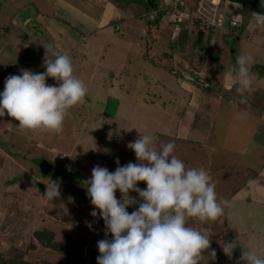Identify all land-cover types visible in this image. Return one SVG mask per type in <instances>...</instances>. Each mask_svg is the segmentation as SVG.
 Wrapping results in <instances>:
<instances>
[{"label":"crops","instance_id":"obj_1","mask_svg":"<svg viewBox=\"0 0 264 264\" xmlns=\"http://www.w3.org/2000/svg\"><path fill=\"white\" fill-rule=\"evenodd\" d=\"M127 1L130 3L123 0H0V37L11 41L14 52L22 55L23 68L42 73L46 70V56L54 58L56 54H67L77 78H87L91 84L115 94L121 104L122 100H126L131 106L138 105L142 110L153 109L157 114L164 113L161 126L148 134L161 136L159 142L164 144V139L174 143L177 140L176 143L180 144L175 147L173 155L181 159L186 168H202L201 165L205 166L207 162L213 168L209 175L215 184L217 198L221 195L228 198L234 196L233 201L238 206L235 214L233 210L227 212V217L230 213L234 217L227 220L226 235L220 238L222 245H217L222 246L223 252V246L228 244L233 247V253L231 257L223 253L218 256L220 264H238L244 248L255 250L257 254L258 245L263 249L261 256H264V130H261L264 128V96L258 94V89H264V27L255 26L252 15L246 26L242 25L236 30L235 37L228 36L226 39L234 47L232 51L225 41H217L223 35L220 31L215 32L217 35L211 41H217L223 47H218L214 54L215 46L208 53L201 47L193 48L194 62L189 60L190 65L196 63L198 69L210 72L211 82L219 80L225 85V88L222 86L225 89L223 94L216 95L212 88H208L211 82L206 80L205 85L201 84L198 74H190L193 76L191 81L181 82L171 73L165 74L158 63V54L155 57L158 65L148 61L147 54L153 50H150L148 42L150 32L146 31V36L145 29L153 24V13L159 15L160 19L166 7L153 8L146 0L142 1V5L139 4L140 0ZM230 5L235 6L238 14L243 13L240 4L231 2L227 9ZM226 16L238 19L233 12ZM28 23L32 24V28L26 26ZM155 43L159 45L157 41ZM241 54L251 55L254 60L250 66L253 80L250 90H258V95L252 105L245 99L241 102V95L236 90L238 76L233 68L237 56ZM232 55L236 56L235 60ZM218 61L222 62L220 71L217 70ZM137 71L140 75L134 74ZM144 72L149 77H144ZM155 77L158 78L156 82ZM46 83L58 84L54 78H47ZM152 87L165 90L159 92ZM175 88L180 90V95L175 94ZM154 91L158 92L155 94ZM143 97L146 100H142ZM157 100L161 103L158 104ZM166 103L172 104L168 105L170 112L163 106ZM219 105L226 106L224 116L217 110ZM256 109L260 111L256 113ZM233 119L238 122L231 128ZM218 120L224 124V130L216 128ZM255 121L260 122L257 128ZM174 123L178 130L171 134L166 127ZM210 126L214 129H207ZM249 126L251 130L248 132ZM208 142L212 144L210 148L206 145ZM203 149L213 150V159L202 160L199 154ZM84 192L82 198L87 199ZM246 205L258 208L243 212L251 214L249 219L252 218V223H259L261 233L246 227L251 224L241 223L240 207ZM29 207L32 210H46L47 206L39 203L38 207ZM101 221L98 218V222ZM259 234L262 237H257ZM239 264H246V261H239Z\"/></svg>","mask_w":264,"mask_h":264},{"label":"rangeland","instance_id":"obj_2","mask_svg":"<svg viewBox=\"0 0 264 264\" xmlns=\"http://www.w3.org/2000/svg\"><path fill=\"white\" fill-rule=\"evenodd\" d=\"M123 1L130 3L127 0ZM140 1L139 4L142 5V0ZM185 1L189 5L187 9L180 4L167 7L168 4L165 2H170L169 0H159V6L165 5L167 8L166 17L162 18L164 16L162 15L157 23H153L147 30L145 29V34L148 30L150 32L148 42L150 50H153L147 54V57L149 62L158 65L155 59L158 54V58H160L158 63L164 69L165 74L171 73L181 82L191 81L193 76L190 74L196 73L201 84L205 85L206 82H211L212 75L209 74L210 72L205 73L203 69H198L196 63L190 65L189 60L194 62L193 48L201 47L208 53L211 47L215 46L212 51L214 54L218 47H223L220 43L218 45L217 41H225V44L232 47L231 51L234 47L226 40L228 35L224 34L217 41L212 42L211 40L217 34L209 29L204 30L205 38L203 37V40L198 42V29H203L195 21L193 10L198 0ZM226 1L228 0L221 2V10L227 12L226 14L233 12L236 18L242 22L244 14H238L234 10L235 6L232 5L227 9L231 2L226 3ZM147 3L151 5L150 1ZM148 4L145 5L148 6ZM148 8L152 9L151 6ZM182 9L187 11L183 14ZM153 17H156L155 13H153ZM226 17L227 20L231 19ZM226 24L229 25V21ZM26 26L32 28V24L28 23ZM156 41L159 45L155 43ZM10 42L0 37V52H6L0 53V91L4 89V81L7 76L19 75L21 70L27 69V67L23 68L22 55L14 52V45ZM156 45L158 50L155 48ZM235 58L236 56L232 55V59L235 60ZM221 66L222 62L218 61V71L221 70ZM197 71L201 72L197 73ZM135 73L139 74L140 72ZM143 76L149 77L147 72H144ZM80 80L87 89L86 95L81 102L66 111L62 131L58 134L38 129L22 130L14 118L7 114L0 117V264H97L96 258L100 255L97 242L105 238V226L103 221L98 222V218H93L90 215L94 208L90 199L82 198L84 190L86 191L84 181L91 177L94 166L99 165L107 167L109 171H115L117 159L121 166L128 162L135 163V153L127 147L129 142L139 138L141 135L139 131L148 134L151 130L161 126L160 123L164 121V113L157 114L153 109L142 110L138 105L131 106L126 100H122L121 104L115 94L109 93L104 88H99L97 84H91L87 78ZM49 81L52 82V80ZM156 81L158 78L155 77L154 82ZM213 81L210 85L208 83V88H212L216 95L223 94L225 85H222L219 80ZM163 83L166 82L163 81ZM152 88H156L159 92L165 90L162 87ZM175 90V94L180 95V90L178 88ZM258 90H260L258 94L264 96V89ZM158 91H154L155 94ZM257 91H247V94H244V99L250 101L252 105V101L257 98ZM142 100H146V97H143ZM156 102L161 103L158 100ZM168 105L172 106L170 103L163 106H166L167 111L170 112L171 109H168ZM174 106L176 107L177 104ZM225 107L219 105L217 108L221 116L227 112ZM259 111L260 109L255 110L256 113ZM237 122L238 120L233 119L230 122V127L234 128L233 126ZM259 123L255 121V128ZM176 125L175 123L172 126L168 125L166 129L172 134L178 130ZM211 127L207 129H214ZM216 128L224 130V124L218 120ZM249 130H251L250 126L247 128L248 132ZM261 130L263 131L264 128L262 127ZM160 140H162L161 136H153L154 147L159 148L164 144L162 141L159 142ZM164 142L166 144L173 141L164 139ZM176 142L177 140L175 146L180 144ZM206 145L208 148L212 146L209 142ZM213 154V150L205 151L203 149L199 155L205 161L213 159ZM43 159L52 160L51 175L53 176L48 174L47 177L44 174L39 165ZM201 167L209 170L208 173L213 170L207 162H205V166L201 165ZM67 179L70 180L71 185H69V181L67 183ZM50 180H56L59 183L65 180L64 183H60V196L53 200H49L44 194ZM138 186L142 189L146 188V182H138ZM227 191L228 189L225 194ZM130 195L138 196L135 192H131ZM116 196L118 199L121 196L118 190ZM224 196L221 195L220 198H217L218 201L228 202L227 205H224V214L217 220L202 222L197 218H189L187 222V226L208 234L210 238V247L201 255L200 264H220L221 259L217 257L222 253L224 255L222 246L218 247L217 245H222L220 238L226 235L227 220L230 221L234 217L232 213L227 217V212L233 210L235 214L238 207L233 201L234 196L232 198ZM39 203L47 206L46 210L30 209L29 206L37 205L38 207ZM136 207L137 205L128 207V209L132 208L128 210L129 213ZM243 207H240L241 223L251 224L246 227H252V231L261 233L262 228L259 227V223L257 221L252 223V218L249 219L251 214L248 211L243 212V210H257L258 208L251 205ZM86 222H92L93 227L91 229L87 227ZM37 233L41 239L36 237ZM259 236L261 234L257 235V237ZM108 238H111V234ZM72 240L77 241L79 245L78 249L74 250L75 255L70 253V249L65 248L66 245H63L64 247L54 246L56 243L68 242L71 244ZM259 249L258 245L257 255L261 256L263 249ZM213 250L216 252L214 259L209 257V253Z\"/></svg>","mask_w":264,"mask_h":264},{"label":"clouds","instance_id":"obj_3","mask_svg":"<svg viewBox=\"0 0 264 264\" xmlns=\"http://www.w3.org/2000/svg\"><path fill=\"white\" fill-rule=\"evenodd\" d=\"M239 22L241 27L243 23ZM252 22L264 27V12H253ZM236 30L233 35L220 33L232 37ZM253 62L251 55L241 54L233 68L238 76L236 90L241 102L253 84L250 75ZM44 67L46 70L42 73L23 69L21 74L5 78L4 89L0 91V117L7 114L14 118L22 130L58 134L62 131L66 111L81 102L87 89L74 76L67 54L46 56ZM47 78H54L58 84H47ZM139 133V138L127 145L135 153V163L121 166L117 159L115 171L94 166L91 177L84 181L86 195L94 206L90 215L102 219L105 226V238L97 242L100 253L97 264H200L201 255L210 247V238L187 226V222L189 218L215 221L224 214V205L228 202L218 201L215 184L204 168H186L185 163L173 155L174 142L157 148L151 134ZM142 181L146 182V188L138 186ZM59 189L60 183L50 180L44 194L53 200L60 196ZM117 190L121 194L119 199ZM131 192L138 196L130 195ZM133 205L137 207L129 213L127 209ZM86 226L91 229L93 224L86 222ZM223 252L231 257L233 247L225 244ZM215 256L214 250L209 253L210 258ZM239 261L264 264V256L244 248Z\"/></svg>","mask_w":264,"mask_h":264},{"label":"built area","instance_id":"obj_4","mask_svg":"<svg viewBox=\"0 0 264 264\" xmlns=\"http://www.w3.org/2000/svg\"><path fill=\"white\" fill-rule=\"evenodd\" d=\"M169 1L170 2H165L166 4H168L167 7H171L169 5L175 6V4L176 5L180 4L181 6L187 9L189 6L185 0H175V1L169 0ZM221 2L223 3V0H218V2L216 0H198L196 6L193 9L196 18L195 21H197L205 31L209 29L215 32L222 31L225 34L233 35L235 33L236 28L239 27L241 23L239 22L238 19L235 18H231L227 20L225 12L220 8ZM186 11L187 10L184 9L182 11L183 14ZM164 17H166V15H164L163 18ZM175 21L177 20L175 19ZM227 21H229V25L226 24ZM64 182L65 180H63L60 183H64Z\"/></svg>","mask_w":264,"mask_h":264},{"label":"trees","instance_id":"obj_5","mask_svg":"<svg viewBox=\"0 0 264 264\" xmlns=\"http://www.w3.org/2000/svg\"><path fill=\"white\" fill-rule=\"evenodd\" d=\"M143 1V0H142ZM229 1H231V2H234V3H238V4H240L241 6H242V9H243V18H242V23H243V25L244 26H246L247 25V23H248V21H249V19H250V17L252 16V14H253V12H264V5H261V0H229ZM150 3H152V1L150 2ZM149 6V5H148ZM152 6H153V8H155V7H158L159 6V3H158V1L157 0H153V3H152ZM167 12V9H165V12L163 13V15H165V13ZM159 21V15H157L156 17H155V20H154V22L153 23H157ZM198 33H199V35H198V38H197V41L198 42H200V41H202V39H203V37H204V35H205V31H204V29H201V28H199L198 29ZM235 37V36H234ZM63 169V168H62ZM50 174V173H49ZM47 177H48V174L46 175ZM68 181H69V185H71V182H70V180H68L67 179V183H68ZM84 197V196H83ZM132 208H130V209H127V210H131ZM36 237L38 238V239H41V237H40V235H39V233H37V235H36ZM65 246L66 245V247L65 248H67V249H70V253H72V254H74L75 255V249L77 248L78 249V247H79V245H78V242L77 241H75V240H72L71 241V244H69L68 242L67 243H63V244H55L54 246H58V247H60V246ZM63 246V247H64ZM62 248V247H61ZM60 248V249H61ZM72 250V251H71ZM1 261V260H0ZM1 263H3V262H1Z\"/></svg>","mask_w":264,"mask_h":264},{"label":"water","instance_id":"obj_6","mask_svg":"<svg viewBox=\"0 0 264 264\" xmlns=\"http://www.w3.org/2000/svg\"><path fill=\"white\" fill-rule=\"evenodd\" d=\"M149 1L151 2L153 0H149ZM41 167H42V170L44 171V174L50 173L53 169V165L49 161L42 162Z\"/></svg>","mask_w":264,"mask_h":264},{"label":"bare ground","instance_id":"obj_7","mask_svg":"<svg viewBox=\"0 0 264 264\" xmlns=\"http://www.w3.org/2000/svg\"><path fill=\"white\" fill-rule=\"evenodd\" d=\"M147 1H149V0H147ZM217 2H218V0H216Z\"/></svg>","mask_w":264,"mask_h":264}]
</instances>
